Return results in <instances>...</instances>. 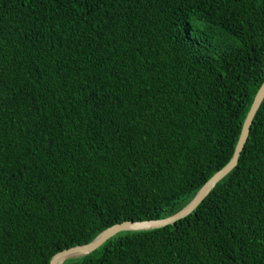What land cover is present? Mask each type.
Wrapping results in <instances>:
<instances>
[{"label":"trees","instance_id":"trees-1","mask_svg":"<svg viewBox=\"0 0 264 264\" xmlns=\"http://www.w3.org/2000/svg\"><path fill=\"white\" fill-rule=\"evenodd\" d=\"M264 80V0H0V264L183 208ZM61 264H264V98L188 216Z\"/></svg>","mask_w":264,"mask_h":264},{"label":"water","instance_id":"water-1","mask_svg":"<svg viewBox=\"0 0 264 264\" xmlns=\"http://www.w3.org/2000/svg\"><path fill=\"white\" fill-rule=\"evenodd\" d=\"M263 98H264V80L259 85L253 97V100L250 104V107L246 113V116L243 120L240 134L235 144L231 158L228 160V162H226V164L222 168L217 170L209 179L205 181V183L198 189L194 197L183 208L164 218L140 220V221H123V222L115 223L107 227L106 229L102 230L93 240L87 243L73 245L69 248H65L54 253L51 256L48 264H61L67 258L77 255L88 254L94 251L95 249H97L106 240H108L109 238H111L120 231H128V230L139 231V230L156 229V228L164 227L169 224H174L176 221L188 216L193 210L197 208V206L201 203V201L209 194V192L213 189L216 183L236 166L238 157L244 147V144L247 141L253 117L259 105L261 104Z\"/></svg>","mask_w":264,"mask_h":264},{"label":"bare ground","instance_id":"bare-ground-1","mask_svg":"<svg viewBox=\"0 0 264 264\" xmlns=\"http://www.w3.org/2000/svg\"><path fill=\"white\" fill-rule=\"evenodd\" d=\"M230 171H231V170H230ZM227 174H228V173H227ZM227 174H226V175H227ZM226 175H225V176H226ZM77 256H80V255H77ZM73 257H76V256H73Z\"/></svg>","mask_w":264,"mask_h":264}]
</instances>
